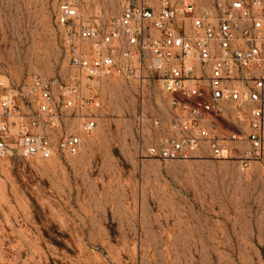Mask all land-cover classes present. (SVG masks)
I'll return each mask as SVG.
<instances>
[{"label": "rangeland", "instance_id": "rangeland-1", "mask_svg": "<svg viewBox=\"0 0 264 264\" xmlns=\"http://www.w3.org/2000/svg\"><path fill=\"white\" fill-rule=\"evenodd\" d=\"M57 16V0H0V88L76 74ZM88 95L101 108L79 156L0 158V264H264V163L140 159L172 135L170 95L123 75ZM141 112L162 118L142 140Z\"/></svg>", "mask_w": 264, "mask_h": 264}, {"label": "built area", "instance_id": "built-area-1", "mask_svg": "<svg viewBox=\"0 0 264 264\" xmlns=\"http://www.w3.org/2000/svg\"><path fill=\"white\" fill-rule=\"evenodd\" d=\"M57 1L76 74L64 81L34 73L25 85H1L0 158L79 156L101 108L88 93L123 75L170 95L172 135L141 147L140 159L189 160L206 148L243 172L264 163V0ZM109 2L119 14L105 17ZM138 125L142 140L162 118L141 112Z\"/></svg>", "mask_w": 264, "mask_h": 264}]
</instances>
